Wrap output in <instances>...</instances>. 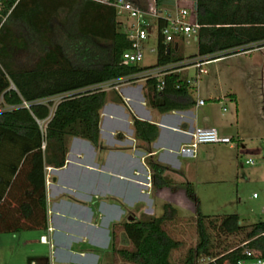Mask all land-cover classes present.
I'll return each mask as SVG.
<instances>
[{"label":"trees","instance_id":"1","mask_svg":"<svg viewBox=\"0 0 264 264\" xmlns=\"http://www.w3.org/2000/svg\"><path fill=\"white\" fill-rule=\"evenodd\" d=\"M197 21L201 27L196 53L184 56L181 45H166L158 35L156 62L129 65L121 62V56L130 41L113 7L94 0H2L0 233L47 229L44 167L64 165L71 137L97 143L100 109L107 94L97 85L135 80L138 73L150 67L184 60L193 63L196 58H221L264 46V0H198ZM22 52H27L26 61H19ZM163 81L160 90L155 78L144 81L151 107L168 112L194 105L190 94L194 86L180 72L165 73ZM56 97L59 99L54 102ZM115 99L122 101L118 94ZM132 123L138 140L149 143L156 138L155 124L134 116ZM27 164L31 193L35 196L40 189L37 191L42 219L36 221L34 208H30L24 214L27 220L19 223L8 216L7 195ZM148 166L154 178L160 177L158 185L171 184L162 176L163 166L151 159ZM185 192L197 208V241L178 264H199L200 258L207 259L201 264H236L243 258L241 243L259 250L264 258V219L244 225L235 213L202 214L191 183L185 185ZM29 203L25 205L29 207ZM162 210L160 216L142 215L122 223L131 249L116 248L112 233L113 252L134 264H177L170 256L180 242L168 234L166 226L179 217L169 203ZM230 237L239 240L234 242Z\"/></svg>","mask_w":264,"mask_h":264},{"label":"crops","instance_id":"2","mask_svg":"<svg viewBox=\"0 0 264 264\" xmlns=\"http://www.w3.org/2000/svg\"><path fill=\"white\" fill-rule=\"evenodd\" d=\"M253 50H264V46ZM253 61L241 72L245 77L249 75L245 91L254 100L257 88L251 84L250 75L260 69L258 83L263 86L264 63ZM146 92L144 81L122 83L107 91L100 109L97 143L71 137L64 165L44 167L47 229L12 233L21 234L24 243L33 240L28 232L37 233L39 242L47 245L43 264H113L112 233L116 248L117 244L128 246L121 224L130 221V217L159 216L156 210L166 203L175 207L177 214L180 207L191 209L194 205L186 196L185 185L192 182L200 163L212 161L201 162L199 156L179 154V148L191 142L192 131L212 127L233 140L231 127L239 121L237 94L220 90L203 98L198 93L192 98L195 102L192 107L159 112L148 104ZM115 94L121 102L116 101ZM206 98L215 102L206 103ZM199 100L203 104H198ZM133 116L157 126L153 141L148 143L135 137ZM148 159L165 168L162 176L171 180V184L158 185L161 179L153 177ZM28 170L27 164L7 195L8 216L19 223L27 220L24 214L30 208H34L36 221L42 219L37 191L40 189L35 196L31 193L26 178ZM33 198L35 204L31 203Z\"/></svg>","mask_w":264,"mask_h":264},{"label":"rangeland","instance_id":"3","mask_svg":"<svg viewBox=\"0 0 264 264\" xmlns=\"http://www.w3.org/2000/svg\"><path fill=\"white\" fill-rule=\"evenodd\" d=\"M156 45L157 32L153 27L147 38L140 41L144 57L139 65H153L156 62ZM181 51L184 56L194 54L197 51V43L190 41L181 47ZM26 56L27 52L20 53L19 61H26ZM253 60L258 64L259 61L264 63V50L225 55L214 63L205 65L207 72L204 74L198 75L193 67L182 72L183 77L193 79L194 87L192 93L190 92L193 99L198 93L205 98L213 92L220 93V90L238 95L239 121L237 125L231 127L234 134L232 143L197 145L194 155L199 156L201 162L204 159H211L212 162L199 164L200 168L193 174L191 184L200 213L206 215L235 213L239 216L240 223L244 225L264 219V85L258 83L260 69L257 68L250 75L251 84H255L257 88L256 97L254 100L250 99L245 91L249 75L245 77L241 72ZM109 88V85L104 87L106 92L111 90ZM58 99L56 97L53 101L56 102ZM213 102L215 101L206 98V103ZM247 160H254V164H247ZM191 161L194 162V159ZM191 166L193 167V164ZM162 212L163 210L159 208L156 215L160 216ZM196 212V204L191 209L180 207L179 220L166 226L168 234L180 242V246L174 249L170 256L171 261L177 264L181 262L187 250L196 244L197 233L193 216ZM28 233L32 235L30 238L33 240L26 243L19 233L16 236L10 232L0 233V264H43L42 258L47 255V245L39 242L37 233L33 231ZM230 239L237 242L239 237ZM239 245L246 247L244 243ZM121 247L131 249L130 243L128 246L117 244V248ZM206 260L200 258L198 263ZM113 264L134 263L114 253Z\"/></svg>","mask_w":264,"mask_h":264},{"label":"built area","instance_id":"4","mask_svg":"<svg viewBox=\"0 0 264 264\" xmlns=\"http://www.w3.org/2000/svg\"><path fill=\"white\" fill-rule=\"evenodd\" d=\"M94 1L111 6L115 9L117 19L122 26L123 32L130 41V47L124 50L121 56V62L123 64L139 65V62L144 57L140 41L147 38L153 27L156 29L157 37L159 35L162 42L166 45L174 44L178 47L180 45L185 46L189 44L190 41L197 42L199 28L201 27L197 21L198 0H139L138 2L132 0ZM1 7L2 0H0V9ZM248 51L250 50L243 52ZM218 59L219 58H196L193 60V63H190L192 60H184L173 65L168 64L150 67L138 73L136 75L137 79L135 80H122L119 81V83H115V85H112V82H106L96 87L100 90H105L104 87L109 85V89H112L122 83H132L145 81L147 78H155L158 82L157 88L160 90L164 85L163 76L165 73L170 71L181 72L193 67L197 70L198 75L204 74L207 72L204 66ZM194 80H196V78H194ZM186 81L190 85H193V79L186 78ZM198 104H203V100H199ZM214 143L230 144L232 143V138L220 135L219 132L212 127H197L191 133V142L182 145L178 152L184 157H194L197 145ZM246 163L254 164V160H247ZM242 255L243 258L239 259L236 264H264V258L261 257L260 251L257 249L244 247Z\"/></svg>","mask_w":264,"mask_h":264},{"label":"water","instance_id":"5","mask_svg":"<svg viewBox=\"0 0 264 264\" xmlns=\"http://www.w3.org/2000/svg\"><path fill=\"white\" fill-rule=\"evenodd\" d=\"M129 220L131 221V220H133V218H132V217H130V218H129Z\"/></svg>","mask_w":264,"mask_h":264}]
</instances>
